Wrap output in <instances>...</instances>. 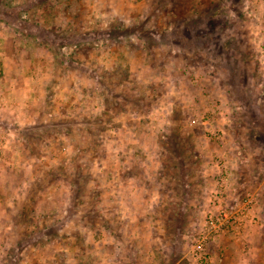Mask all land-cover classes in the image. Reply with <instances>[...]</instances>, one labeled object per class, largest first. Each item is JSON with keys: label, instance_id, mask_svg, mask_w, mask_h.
Instances as JSON below:
<instances>
[{"label": "rangeland", "instance_id": "1", "mask_svg": "<svg viewBox=\"0 0 264 264\" xmlns=\"http://www.w3.org/2000/svg\"><path fill=\"white\" fill-rule=\"evenodd\" d=\"M218 158L264 264V0H0V264H199Z\"/></svg>", "mask_w": 264, "mask_h": 264}, {"label": "built area", "instance_id": "2", "mask_svg": "<svg viewBox=\"0 0 264 264\" xmlns=\"http://www.w3.org/2000/svg\"><path fill=\"white\" fill-rule=\"evenodd\" d=\"M218 138L219 137L217 136V139ZM215 166L219 170V181L215 190V199L218 203L216 209L218 210V212L216 215L210 214L206 216L209 231L208 233H202L203 235H201L199 241L196 243L192 250V254L199 264L206 263V255L204 254L205 242L208 239H212L214 235L223 230L225 227H232L233 224L239 225L241 222L244 221L245 217L252 212L253 208V200L250 194H246L244 198L236 202L234 205H225V194L227 193L226 184L227 181L230 179L229 173L226 170L227 165L221 158H218L215 161ZM247 220L248 222L252 221L251 219Z\"/></svg>", "mask_w": 264, "mask_h": 264}, {"label": "crops", "instance_id": "3", "mask_svg": "<svg viewBox=\"0 0 264 264\" xmlns=\"http://www.w3.org/2000/svg\"><path fill=\"white\" fill-rule=\"evenodd\" d=\"M205 128V127H204ZM211 144V143H210ZM208 144L207 142L203 145H201L200 147V156H201V161H207L210 157V154L215 150V146L214 144ZM218 147V146H217ZM210 152V153H209ZM140 251H137V249H134L133 253H130L127 249H125V253L122 255H120V258H125V262H120V264H139L138 261H140V255L141 253ZM115 257V256H114ZM117 258V257H115ZM131 258H133L131 260ZM136 258V260H135ZM121 261V260H120ZM105 264V262H104ZM106 264H109V263H106Z\"/></svg>", "mask_w": 264, "mask_h": 264}]
</instances>
